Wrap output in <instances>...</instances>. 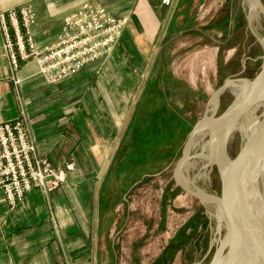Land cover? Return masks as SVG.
<instances>
[{"label":"crops","instance_id":"0c3cea01","mask_svg":"<svg viewBox=\"0 0 264 264\" xmlns=\"http://www.w3.org/2000/svg\"><path fill=\"white\" fill-rule=\"evenodd\" d=\"M198 1L0 0V10L33 6L38 45L53 42L63 17L84 2L127 20L108 57L53 84L44 82L33 60L12 74L0 33V121L23 114L37 150L54 167L74 163L63 185L49 193L33 190L13 208L0 190V264H119L124 259L118 239L137 235L128 226L126 195L134 184L128 161L148 124L163 126L165 120L163 94L141 95L133 106L139 74L149 67L160 38L197 29ZM149 102L156 107L149 110ZM140 231L141 238L147 235L143 221Z\"/></svg>","mask_w":264,"mask_h":264},{"label":"rangeland","instance_id":"374dc122","mask_svg":"<svg viewBox=\"0 0 264 264\" xmlns=\"http://www.w3.org/2000/svg\"><path fill=\"white\" fill-rule=\"evenodd\" d=\"M251 6L252 0H199L195 6L197 29L160 38L149 67L139 74L141 83L133 106H137L141 95L151 98L163 94L165 120L163 126L150 121L148 133L140 141L137 138L132 162L126 164L134 177L126 195L131 206L128 226L137 235L118 239L119 253L124 256L119 264H156L157 259L161 260L159 264H207L218 247L219 238L225 233L222 219L219 224L218 209L179 188L172 170L188 132L204 115L225 79L252 80L260 71L264 17ZM236 98L232 88L226 89L219 97L214 116L233 105ZM153 103L149 102V110L156 107ZM260 108L256 111L259 116ZM208 137L206 133L196 136L192 151L207 153ZM245 142L241 131L235 130L228 140L227 156L237 160ZM184 177L189 186L193 180L197 188L222 195V183L213 162L208 166L189 163ZM141 221L148 228L142 238ZM130 255H141V259L125 260Z\"/></svg>","mask_w":264,"mask_h":264},{"label":"built area","instance_id":"2783aa9c","mask_svg":"<svg viewBox=\"0 0 264 264\" xmlns=\"http://www.w3.org/2000/svg\"><path fill=\"white\" fill-rule=\"evenodd\" d=\"M169 4L170 0H162ZM37 13L29 3L0 10V33L12 74L33 60L47 84L71 77L86 65L108 57L117 45L127 20L99 4L84 2L66 14L55 40L38 45L34 35ZM16 80V79H15ZM72 161L54 167L37 150L26 117L0 121V190L15 207L29 192L49 193L63 185Z\"/></svg>","mask_w":264,"mask_h":264},{"label":"bare ground","instance_id":"6f19581e","mask_svg":"<svg viewBox=\"0 0 264 264\" xmlns=\"http://www.w3.org/2000/svg\"><path fill=\"white\" fill-rule=\"evenodd\" d=\"M251 7L254 9V6ZM240 82L244 84L232 81L228 85L237 97L234 101V106L240 102V99L245 94L253 90L251 82ZM259 88V91H264V78ZM215 107L216 102L211 100L207 106V118L204 120V124H200L196 136H203L204 133L209 134V123L213 120L212 114ZM259 107L262 108L261 116L257 115L256 112ZM227 128L228 121L225 120L216 136L215 146L218 151L221 149L220 139ZM235 130L241 131L246 143L248 142V145H251V150L247 153L242 168L238 170V175L232 180L231 184L232 198H230V207L232 212L239 218L241 228L238 234L242 241L236 245L232 255V262L224 257L220 264H264L263 259L256 260L258 252L264 251V100L251 101L243 107V110L235 118L229 139ZM226 146L227 142L223 151L221 152L220 150L218 152V157H224V160L220 159L221 162L224 161V165L225 161L229 159L226 153ZM211 162L212 158L206 159L202 156L193 159L190 164L208 166ZM227 165L230 170L236 166L231 160ZM187 180L185 178V181Z\"/></svg>","mask_w":264,"mask_h":264},{"label":"water","instance_id":"95a60500","mask_svg":"<svg viewBox=\"0 0 264 264\" xmlns=\"http://www.w3.org/2000/svg\"><path fill=\"white\" fill-rule=\"evenodd\" d=\"M253 6L257 10V12L264 17V4L262 0H252ZM249 22H250V16H249ZM257 36V35H256ZM264 45V40H263ZM264 78V56H263V62L260 68V71L256 74V76L252 79H230L226 78L225 82L217 88V90L214 92L212 96V100L216 102L215 110L217 109L218 101L220 95L227 89L228 83L232 81H249L252 84L253 90L249 93L245 94L241 99L240 102L237 103V105H231L230 107L226 108L224 111H222L218 116L213 115V120L209 123V138H208V152H193V146L194 141L197 135L198 128L200 127V124H204V120L207 118V109L204 115L197 120V122L192 126L191 130L188 132L186 140L183 144V150L182 154L176 161L173 170H172V177L176 185L181 188L183 191L188 193L189 195L193 196L194 198L202 201L211 203L216 206V208L219 211V224L222 219L224 222L225 227V233L219 238L218 247L216 248L214 254L209 258L207 264H220L221 260H224V257L226 260L233 259L232 255L233 252L236 249V245H238L242 240L240 238V235L238 234L240 230V223L239 218L234 214L230 207V198H232V189L231 184L232 180L236 178L238 175L237 172L240 170V164L242 163V160L246 156L248 152H250L251 145H248V142H245L244 150L241 152L240 157L235 160L232 156L229 157L225 161L221 162L222 158L219 156V151H223L226 142L229 139V136L233 130V125L235 122V118L238 116L241 110H243V107H245L248 102H255V101H263L264 100V91H259V86L262 84V79ZM228 121V128L225 132V134L220 139L221 149L218 151L215 146L216 136L219 131L220 126L224 123V121ZM224 132V131H223ZM218 148V147H217ZM204 157L211 159L212 162L215 164L218 174L220 176V180L222 183V195L209 193L207 191H204L202 189L197 188L193 184V180L191 181L192 185L189 186L184 177V170L186 169V166L193 160L194 158L198 157ZM242 157V158H241ZM221 159V160H220ZM231 162L235 164L236 166L230 170L228 168V165ZM227 241V251L224 253V249L226 247L225 242ZM264 260V251L258 252L256 255V260Z\"/></svg>","mask_w":264,"mask_h":264},{"label":"flooded vegetation","instance_id":"af4514ba","mask_svg":"<svg viewBox=\"0 0 264 264\" xmlns=\"http://www.w3.org/2000/svg\"><path fill=\"white\" fill-rule=\"evenodd\" d=\"M235 82H237V83H242V84H244L243 82H240V81H235ZM230 83H232V82H229L228 83V85L230 84ZM243 86V85H242ZM229 88V86L227 87V89ZM233 91V90H232ZM234 92V91H233ZM235 93V92H234ZM227 144H228V141H227ZM226 148H227V146H226ZM215 165V164H214ZM216 167V166H215ZM216 170H217V168H216ZM218 172V171H217ZM227 242V241H226ZM226 244V243H225ZM227 251V246L225 247V249H224V253Z\"/></svg>","mask_w":264,"mask_h":264}]
</instances>
